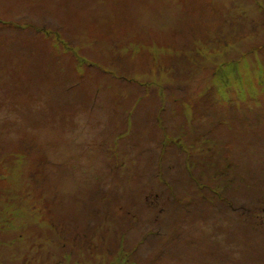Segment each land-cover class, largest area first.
Returning a JSON list of instances; mask_svg holds the SVG:
<instances>
[{
  "label": "rangeland",
  "instance_id": "374dc122",
  "mask_svg": "<svg viewBox=\"0 0 264 264\" xmlns=\"http://www.w3.org/2000/svg\"><path fill=\"white\" fill-rule=\"evenodd\" d=\"M0 264H264V0H0Z\"/></svg>",
  "mask_w": 264,
  "mask_h": 264
}]
</instances>
